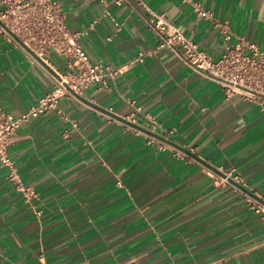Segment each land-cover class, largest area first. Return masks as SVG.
<instances>
[{"label": "crops", "instance_id": "obj_1", "mask_svg": "<svg viewBox=\"0 0 264 264\" xmlns=\"http://www.w3.org/2000/svg\"><path fill=\"white\" fill-rule=\"evenodd\" d=\"M58 1L69 27L93 25L82 38L93 61L125 66L19 129L9 154L35 194L27 201L0 166V264H264V109L159 47L149 23L164 13L215 58V20L229 22L233 44L264 49V0H197L210 19L182 0ZM50 72L0 34L3 110L20 115L52 90ZM211 171L243 180L216 184Z\"/></svg>", "mask_w": 264, "mask_h": 264}, {"label": "built area", "instance_id": "obj_2", "mask_svg": "<svg viewBox=\"0 0 264 264\" xmlns=\"http://www.w3.org/2000/svg\"><path fill=\"white\" fill-rule=\"evenodd\" d=\"M182 1L189 3L198 16L213 18L212 12L199 1ZM215 21L224 40V49L218 58L200 48L182 27L171 23L164 13L151 10L149 18L151 27L161 38L159 47L167 45L179 48L190 67L218 82L225 89L227 97L239 95L244 101L264 109V49L244 39L233 44L234 33L229 22ZM92 26L90 24L82 29L69 27L58 0H0V34L21 47L33 61H41L55 73L50 72L56 82L54 88L20 115L5 111L0 106V166L10 169L11 179L27 201H31L35 189L20 180L15 161L9 154L10 145L19 129L25 122L50 109L61 112L62 99L79 98L74 92L80 95L90 86L102 88L107 85L110 77L117 75L125 66L113 67L91 59L82 38ZM51 53L66 58L73 71L68 73L56 70L52 65ZM146 54L140 52L134 60L143 61ZM66 118L73 126H77L76 121ZM70 132L66 128L64 136L68 137ZM159 143L163 149L169 146L163 140H159ZM176 152L179 157H188L184 151ZM211 176L216 184H232L233 180L240 183L243 180L240 174H234L233 171L222 174L211 171ZM246 195L251 202L256 201L251 195ZM256 210L264 215V203L258 201Z\"/></svg>", "mask_w": 264, "mask_h": 264}, {"label": "water", "instance_id": "obj_3", "mask_svg": "<svg viewBox=\"0 0 264 264\" xmlns=\"http://www.w3.org/2000/svg\"><path fill=\"white\" fill-rule=\"evenodd\" d=\"M79 98L84 100V97H82L81 95H79L78 93L74 92Z\"/></svg>", "mask_w": 264, "mask_h": 264}]
</instances>
